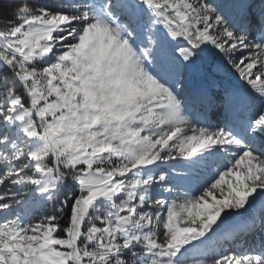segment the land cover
Segmentation results:
<instances>
[{
    "label": "snow or ice",
    "instance_id": "snow-or-ice-1",
    "mask_svg": "<svg viewBox=\"0 0 264 264\" xmlns=\"http://www.w3.org/2000/svg\"><path fill=\"white\" fill-rule=\"evenodd\" d=\"M13 15L0 264H264L217 247L264 232V0L255 25L243 0H17Z\"/></svg>",
    "mask_w": 264,
    "mask_h": 264
},
{
    "label": "bare ground",
    "instance_id": "bare-ground-1",
    "mask_svg": "<svg viewBox=\"0 0 264 264\" xmlns=\"http://www.w3.org/2000/svg\"><path fill=\"white\" fill-rule=\"evenodd\" d=\"M241 2V0H220V3H226V4H234V3H239ZM244 3H246L247 5H251V13L252 15L250 16V21L253 23H255V20L258 19V11L259 8L261 6V2L259 0H243ZM236 23L237 25H239V18L237 17L236 19ZM257 35V30L255 27H253L249 33V39L250 40H254L256 38ZM214 54L213 55H209L208 57H206V62L207 63H213L214 62ZM222 73V72H220ZM223 74V73H222ZM225 79V77H224ZM217 81H221V78H216ZM193 86L194 87H198L200 84V80L199 78H194L193 81ZM194 110L195 111H204V109L201 108L200 105L196 106L195 103L193 105ZM215 113L217 116V120L214 121L211 119V114ZM207 118H209L210 116V121L214 124H217L221 119L224 118V112L222 109H212L209 110L208 112H206ZM264 209H261L260 207L256 208V212L259 214L261 212H263ZM253 235H249L243 239H241L240 241L231 244V247H229V243H223L221 242L219 245L223 246V248H228L229 249V253L233 252V253H239V252H244L245 250H249L252 248L256 247V244L254 242V238L252 237ZM254 250V249H253Z\"/></svg>",
    "mask_w": 264,
    "mask_h": 264
},
{
    "label": "trees",
    "instance_id": "trees-1",
    "mask_svg": "<svg viewBox=\"0 0 264 264\" xmlns=\"http://www.w3.org/2000/svg\"><path fill=\"white\" fill-rule=\"evenodd\" d=\"M31 2V0H30ZM17 5V0H0V28L7 27L6 21L15 20L13 15V10ZM63 199V197H60ZM60 207L59 203L52 207L49 205L46 209L42 210L43 215L48 214H59L57 209ZM68 218V211L66 210L64 214L61 215V221H66Z\"/></svg>",
    "mask_w": 264,
    "mask_h": 264
},
{
    "label": "rangeland",
    "instance_id": "rangeland-1",
    "mask_svg": "<svg viewBox=\"0 0 264 264\" xmlns=\"http://www.w3.org/2000/svg\"><path fill=\"white\" fill-rule=\"evenodd\" d=\"M227 1V0H226ZM210 2H213V3H220V0H210ZM233 17L235 18V13L233 12ZM214 76H215V79L216 78H221L222 80L224 79V74H222V73H220V72H217V73H215L214 74ZM233 79H236L235 78V76H233L232 77V80ZM233 81H236V80H233ZM211 118H213V119H215V116H212ZM161 164H162V170L163 171H169L170 169H169V167H168V164L167 163H164V162H160ZM172 163H175V162H172ZM200 175V177L202 178L203 176H204V173H200L199 174ZM218 178V177H217ZM193 187L195 186V184L193 183V185H192ZM222 187H224L225 189H226V185H224V186H222ZM3 190V186H0V191H2ZM215 194H216V196H217V198L219 199V198H222L221 196H220V194H219V191H215ZM195 195H200V193H195ZM209 203H211V198H209ZM259 206H257V208H258ZM44 209H46V208H44ZM42 210L43 209H37V210H35L34 212H33V215L35 216V217H41V216H43V213H42ZM44 211V210H43ZM258 214V213H257ZM259 216H262V217H264V214H258ZM181 226H184L183 224H181ZM217 247L219 248L220 246H218L217 245ZM233 252H231V253H229L230 255L232 254Z\"/></svg>",
    "mask_w": 264,
    "mask_h": 264
}]
</instances>
